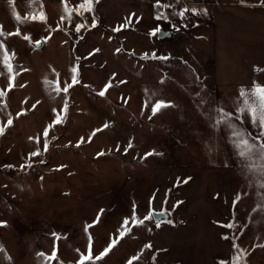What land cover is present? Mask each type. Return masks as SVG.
<instances>
[{
  "label": "rangeland",
  "instance_id": "374dc122",
  "mask_svg": "<svg viewBox=\"0 0 264 264\" xmlns=\"http://www.w3.org/2000/svg\"><path fill=\"white\" fill-rule=\"evenodd\" d=\"M217 1L160 0L170 7L158 8L157 0H94L86 11L83 0H0V264H149L144 246L156 220L133 226L132 217L134 206L137 220L149 214L152 171L208 161H235L240 171L232 259L242 252L240 264H264V192L242 170L231 130L213 127L215 97L228 93L206 79ZM184 9L197 14L181 17ZM161 12L166 20L155 19ZM157 27L173 38L151 35ZM73 68L79 82L64 93ZM157 101L169 106L152 115ZM230 105L238 111L242 101ZM57 115L45 152L43 133ZM126 218L130 231L95 260Z\"/></svg>",
  "mask_w": 264,
  "mask_h": 264
},
{
  "label": "crops",
  "instance_id": "0c3cea01",
  "mask_svg": "<svg viewBox=\"0 0 264 264\" xmlns=\"http://www.w3.org/2000/svg\"><path fill=\"white\" fill-rule=\"evenodd\" d=\"M209 17L206 79L228 92L214 102L229 111L237 125L256 135L258 128L236 120L237 108L229 104L242 101L241 89L251 90L254 83L264 86V0H219L211 5ZM239 173L235 161L182 163L152 171L151 209L166 210L169 218L159 220V227L155 223L150 234L149 264L231 262L233 227L225 225H233Z\"/></svg>",
  "mask_w": 264,
  "mask_h": 264
},
{
  "label": "snow or ice",
  "instance_id": "6c2138e0",
  "mask_svg": "<svg viewBox=\"0 0 264 264\" xmlns=\"http://www.w3.org/2000/svg\"><path fill=\"white\" fill-rule=\"evenodd\" d=\"M9 3L12 4L13 0H9ZM93 3H94V0H83V2L78 7L83 8L86 11H91ZM155 6L158 8L159 7H163V8L170 7V5L168 4H161L160 0H157V3ZM66 11H67V8H66ZM187 11H192L193 15L197 14L195 9H191V10L184 9L183 11L179 12L178 15L183 17L185 12ZM13 15L18 23H24L27 21V17H25V19L22 21L18 14L14 12ZM38 18L41 21L46 19L43 12L39 13ZM32 19L33 20L37 19V16H33ZM155 19L166 20L167 17H165L163 12H161L155 17ZM131 23H132V20L131 18H129L126 24L122 27L129 26ZM94 26H95V22L93 21L92 27ZM82 27H85V25L78 24L76 26V31L80 32ZM114 31H120V29H114ZM160 31H161L160 28L157 27L156 29L153 30L151 35L155 36ZM19 34H20L19 32H16V33H10L9 35H19ZM23 38L25 40H30L29 36H24ZM36 43L37 45H39L41 41H37ZM2 47L3 46L0 45V49H2ZM147 58H148L147 54L141 57V59H147ZM151 58L153 59L158 58L161 60L167 59L166 57H157L155 53L152 54ZM9 59L10 58L8 56L7 50H4L2 66L11 73L12 67H11V64L9 63ZM76 71L77 70L75 68L72 69V73H73L72 78H71L72 83L67 84L63 88L64 93H68L69 89L79 82L77 75H76ZM110 86L111 85H106L105 89L100 91L98 95L104 96L105 92ZM56 91L57 93H59L60 88L57 87ZM0 95H3V93H0ZM240 97L242 99V105L238 108L235 119L240 120L241 123L250 122L254 127L258 128L259 130L258 133L256 135H253L249 133L246 129L238 128L237 125L232 122L233 117L231 116V114H229L228 112H225L223 109H220V108L216 110L218 115L215 119V123L213 124V127L217 129L221 127H226L231 130L230 142L235 150V154L238 160L240 161L242 170L249 176L253 177L255 179L256 187L260 189L262 192H264V86H260L254 83L251 90L241 89ZM168 106L169 105H167L163 101H157L151 108L152 115H155L161 108L168 107ZM66 109H67V100H65L64 111H66ZM242 117H246L247 119L242 120L241 119ZM62 120H63V117L61 115H57L53 123L50 124L48 128L45 129L43 133V136L45 138L44 146H43L45 152H47L48 150V139L47 138H48L49 130L54 125L61 123ZM7 123L8 125H11L12 120L9 119ZM104 127L107 128L108 125L106 124ZM96 131L97 132L101 131V129H97ZM3 132H4V128L0 127V134H3ZM93 135H95V132L93 133ZM37 142L39 143V141ZM131 146H132L131 142H129L128 148H131ZM117 150L118 151L120 150L119 146H117ZM125 151H127V149H125ZM40 154H41L40 151L37 150L31 153L30 155L31 157H35V156H39ZM100 155H103V153H100ZM150 155H153V153H147L145 156V159L147 158V156H150ZM183 183H187V180H184ZM154 198L155 197H153V199ZM239 200H240V196L238 194L237 197L233 200V205L237 204ZM166 203H167V200H165V204ZM151 204H152V201L150 200L149 201V214L146 217H144L143 220H137L136 215H135V206H134L133 217H132L133 226H139L140 224H143L144 220H152L154 216H157V215L164 216L168 214L165 211H161L159 213L154 212L151 209ZM160 223H161L160 221H156V226L159 227ZM128 225H129V220L126 218L123 224L121 225L119 236L109 244L108 248H106L104 252H102L99 256H96L95 260L102 259V257L105 256L120 239H122L125 235H127V233L130 231V229L127 227ZM88 227H90V225L86 226L85 231H87ZM225 227L231 229L232 227H234V225L228 224V225H225ZM53 235L55 236V234ZM57 239H59V237H57ZM225 239H227V237H225ZM144 247L145 249H150L152 246L148 244V245H145ZM233 247H235V245H233ZM38 255L43 257L44 254L40 253ZM243 255L244 253L239 252L237 256L233 257L231 262L222 261L221 264H240V261ZM54 257H55V251H53L52 257H45V259L47 260V259H51ZM91 259H92L91 250H89V255L86 257H82V262L84 260H91ZM133 259L138 260L139 257H134ZM129 264H132L131 260L129 261Z\"/></svg>",
  "mask_w": 264,
  "mask_h": 264
},
{
  "label": "water",
  "instance_id": "95a60500",
  "mask_svg": "<svg viewBox=\"0 0 264 264\" xmlns=\"http://www.w3.org/2000/svg\"><path fill=\"white\" fill-rule=\"evenodd\" d=\"M160 32L157 33V38L159 40H170L173 38V33L169 30H165L164 28H160ZM40 45V44H39ZM39 45H37V43H34V46L38 47ZM161 211H165L166 213H168L166 210H161ZM161 211H154L156 213H159ZM169 218V213L164 215V216H154L153 219L154 220H160V219H168Z\"/></svg>",
  "mask_w": 264,
  "mask_h": 264
}]
</instances>
